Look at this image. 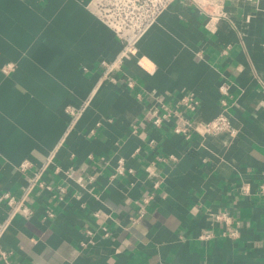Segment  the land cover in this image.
Wrapping results in <instances>:
<instances>
[{
    "label": "crops",
    "instance_id": "0c3cea01",
    "mask_svg": "<svg viewBox=\"0 0 264 264\" xmlns=\"http://www.w3.org/2000/svg\"><path fill=\"white\" fill-rule=\"evenodd\" d=\"M91 1L0 0V195L26 186L22 161L52 153L45 178L68 187L36 191L12 219V264H264V0H227L217 22L176 0L113 69L123 44ZM222 82L235 132L208 134ZM187 93L200 101L190 138L149 121ZM68 107L82 108L73 125ZM122 158L134 172L112 178ZM9 213L0 200V223Z\"/></svg>",
    "mask_w": 264,
    "mask_h": 264
},
{
    "label": "built area",
    "instance_id": "2783aa9c",
    "mask_svg": "<svg viewBox=\"0 0 264 264\" xmlns=\"http://www.w3.org/2000/svg\"><path fill=\"white\" fill-rule=\"evenodd\" d=\"M176 0H92L89 4L92 11L97 17L110 27L118 39L123 44L122 52L118 59L110 66L111 69L119 67L124 60L132 58L138 52V43L142 37L149 31V29L158 21L159 17L164 11ZM198 4L199 9L205 13L211 22H217L223 17H228L225 9V3L227 0H193ZM260 1V0H258ZM228 52V48L224 50V53ZM15 68L14 63H7L3 67V72L9 74ZM220 92L222 94V106L224 111L218 114L213 119L209 120L205 127V132L208 134H217L223 131L235 132L231 119L227 115L228 111V96L230 95V86L227 82H222L220 85ZM200 106L199 99L193 93H187L180 99V106L169 108L154 107L148 117L149 121L155 127H162L166 122L172 120L175 122L173 131L178 134L184 135L187 139L191 137L190 127L191 119L188 113H194ZM72 118V125L77 120L78 116L82 113L81 109L73 107L67 108ZM70 126V129L72 127ZM171 159L175 157L170 156ZM54 159L52 153L45 163L40 166H35L32 161L25 159L22 161L18 169L25 175L27 184L22 189L20 195H15L11 191H6L0 195V200L5 201L9 207L8 218L0 223V259L6 264H12V256L14 252L6 249L2 245V239L4 234L12 221L18 213H20L25 206L29 197L38 190L52 191L64 199L65 194L68 192V187L63 184H53L46 180L45 174L47 173L49 166ZM134 169L127 165L125 159H120L118 165L111 175L112 178L118 175H125L126 173H133ZM152 173L154 171L151 170ZM159 181H155L154 189L158 188ZM148 193L142 200L139 201V214L132 220L138 221L143 218L147 213L148 206L154 200L155 192ZM244 193L250 194L252 188L250 185L245 184L242 187ZM259 194L264 193V182L259 185L257 189ZM27 213L30 214L31 210ZM52 214V213H50ZM217 220H223L227 223L231 222V217L227 213H219L216 216ZM211 236L210 232H205L202 235L203 239H207Z\"/></svg>",
    "mask_w": 264,
    "mask_h": 264
}]
</instances>
